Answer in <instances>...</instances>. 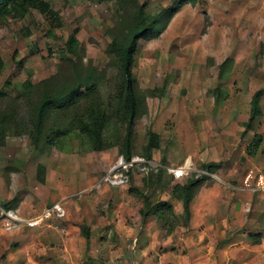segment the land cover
<instances>
[{"label":"rangeland","instance_id":"1","mask_svg":"<svg viewBox=\"0 0 264 264\" xmlns=\"http://www.w3.org/2000/svg\"><path fill=\"white\" fill-rule=\"evenodd\" d=\"M46 1L0 16V264H264V0Z\"/></svg>","mask_w":264,"mask_h":264},{"label":"trees","instance_id":"2","mask_svg":"<svg viewBox=\"0 0 264 264\" xmlns=\"http://www.w3.org/2000/svg\"><path fill=\"white\" fill-rule=\"evenodd\" d=\"M185 1L177 2L176 6L173 9V13L177 12L183 5ZM32 10L39 11L42 15H45L49 18L52 22H56L58 20L57 13L52 10L51 5L46 0H0V16L2 17H16L22 18L27 16ZM172 13V14H173ZM145 23L139 27L137 24L136 28L132 32V36L129 42L122 48H120L121 53V69L124 76V83H125V105L128 110V122L129 126L127 129V142H126V151L123 153V156L126 160L131 161V150L129 147L130 138L132 134V127L136 116V94H135V81L133 78V62H134V55L138 48L139 40L142 38V34L147 30H151L150 26L148 25L146 28L144 26ZM141 27L143 29H141ZM76 32L71 36L70 44L72 46H77L79 44V40L76 37ZM260 92H257L252 101L253 106V113L250 117V122L255 118V114L260 110ZM61 103V99L58 98H45L36 114V120L34 124L35 130V137L37 141L39 140L40 134L42 132L43 126L45 124L46 116L48 111L52 105H58ZM94 133H97L96 128L94 127ZM199 184V180H192L184 190L186 192L185 196V208L187 214H190V203L192 200L191 191ZM5 210H10L9 207L6 205L3 206Z\"/></svg>","mask_w":264,"mask_h":264},{"label":"built area","instance_id":"3","mask_svg":"<svg viewBox=\"0 0 264 264\" xmlns=\"http://www.w3.org/2000/svg\"><path fill=\"white\" fill-rule=\"evenodd\" d=\"M138 160H139V159H137V158H132L131 161L126 162V161L123 159V160H121L120 163H121L122 166H124L126 169H129V168L133 167L137 162H139ZM115 168H118V165H116V166L111 170L110 173L114 172V171H115ZM172 172H173V176H174L176 179H182V178L186 177V176L189 174V169H187V168H185V167H178L177 169H173ZM206 174H208V173H206ZM114 182L116 183L117 181H114ZM121 182H123V180H122ZM53 210L56 211L58 214H60V213L63 212V208H62V206L59 205V204L54 205ZM39 222H40V221H37V220H36V221H33L32 223H30V225L34 226V225L39 224Z\"/></svg>","mask_w":264,"mask_h":264},{"label":"clouds","instance_id":"4","mask_svg":"<svg viewBox=\"0 0 264 264\" xmlns=\"http://www.w3.org/2000/svg\"><path fill=\"white\" fill-rule=\"evenodd\" d=\"M129 162V161H128ZM182 167V166H181ZM185 168H187V167H185Z\"/></svg>","mask_w":264,"mask_h":264}]
</instances>
